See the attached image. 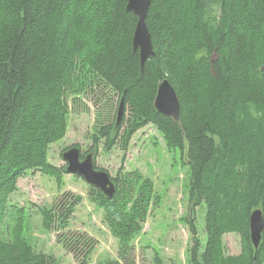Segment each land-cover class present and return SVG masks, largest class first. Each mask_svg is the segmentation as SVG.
<instances>
[{
	"label": "trees",
	"instance_id": "1",
	"mask_svg": "<svg viewBox=\"0 0 264 264\" xmlns=\"http://www.w3.org/2000/svg\"><path fill=\"white\" fill-rule=\"evenodd\" d=\"M126 4L0 0V264H59L30 245L22 231L24 208L9 198L27 173L61 183L65 165L51 164L48 149L65 136L66 96L75 88L114 95L109 110L123 101L120 121L101 123L95 145L104 137L105 149L125 150L136 131L152 124L168 148L185 154L190 209L205 207L201 252L188 221L191 264H264V229L254 247L249 228L252 210L264 218V0H150L146 24L154 54L142 67L132 44L137 16ZM164 78L179 99V122L154 108ZM112 180V197L90 185V198L103 208L121 258L132 264L130 241L153 199L152 183L137 171ZM79 202V195L64 192L40 207L42 227L65 228ZM226 233L238 234L239 253H224ZM66 235L57 240L88 264L96 240Z\"/></svg>",
	"mask_w": 264,
	"mask_h": 264
},
{
	"label": "rangeland",
	"instance_id": "2",
	"mask_svg": "<svg viewBox=\"0 0 264 264\" xmlns=\"http://www.w3.org/2000/svg\"><path fill=\"white\" fill-rule=\"evenodd\" d=\"M75 90L66 96L67 131L62 139L50 145L48 161L57 167L66 166L61 152L75 146L80 150L81 160L86 154H95L94 167H101L111 178L117 175L124 177L137 171L144 179H150L153 199L147 207L145 218L140 221L141 229L130 241L132 264H191L188 221L196 228L202 243L201 252L205 242V207L203 204L193 211L190 209V168L185 154L179 148H168L152 124L136 131L125 150L119 145L105 149L104 137H100L95 145L94 137L98 136L101 123H108L116 117V109L109 110L115 97L105 96L103 92L83 95L82 90ZM57 181L55 177L40 172L27 173L18 179L17 189L9 198L12 205L24 208L22 231L30 245L37 252L53 255L59 264H79L73 253L57 239L64 233L68 234L66 236L87 234L96 240L88 264L105 259L119 260L126 264L120 256L119 240L109 230L103 208L90 198V185L70 173H62L61 183ZM64 192L79 195L81 202L75 207L65 228L57 227L47 231L41 225L40 207L49 206ZM15 217L11 216L12 219ZM222 243L226 255L239 253L238 234H224Z\"/></svg>",
	"mask_w": 264,
	"mask_h": 264
},
{
	"label": "water",
	"instance_id": "3",
	"mask_svg": "<svg viewBox=\"0 0 264 264\" xmlns=\"http://www.w3.org/2000/svg\"><path fill=\"white\" fill-rule=\"evenodd\" d=\"M149 5L150 0H127L126 4V10L131 11L137 16L132 44L134 50H139L141 67L145 60L154 54L150 33L146 24ZM153 105L157 112L179 122L180 102L173 86L166 78L158 83ZM123 112L124 104L121 99L116 112V123L120 121ZM62 158L66 163L65 170L67 173L81 177L89 185L98 188L106 197L114 195L115 185L111 177L105 170L94 167L91 153L86 154L81 160L79 148L71 146L62 152ZM249 228L251 242L254 247H258L261 232L264 229V218L259 208L251 211L249 215Z\"/></svg>",
	"mask_w": 264,
	"mask_h": 264
},
{
	"label": "flooded vegetation",
	"instance_id": "4",
	"mask_svg": "<svg viewBox=\"0 0 264 264\" xmlns=\"http://www.w3.org/2000/svg\"><path fill=\"white\" fill-rule=\"evenodd\" d=\"M80 156H81V153H80ZM81 158V157H80Z\"/></svg>",
	"mask_w": 264,
	"mask_h": 264
},
{
	"label": "bare ground",
	"instance_id": "5",
	"mask_svg": "<svg viewBox=\"0 0 264 264\" xmlns=\"http://www.w3.org/2000/svg\"><path fill=\"white\" fill-rule=\"evenodd\" d=\"M112 179V178H111ZM113 181V180H112Z\"/></svg>",
	"mask_w": 264,
	"mask_h": 264
}]
</instances>
